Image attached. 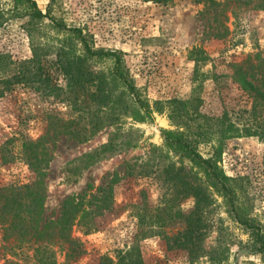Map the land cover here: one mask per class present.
Returning <instances> with one entry per match:
<instances>
[{"label": "rangeland", "instance_id": "obj_1", "mask_svg": "<svg viewBox=\"0 0 264 264\" xmlns=\"http://www.w3.org/2000/svg\"><path fill=\"white\" fill-rule=\"evenodd\" d=\"M35 1L50 16L32 32L25 26L26 19H9L0 26V56H4L0 66V186L35 180L37 173L24 157L22 143L37 141L46 133L44 222L60 217L68 196L99 195L101 188L109 195V206L94 216L93 232L84 233L76 225L72 228L84 252L67 261L57 248V264H118L131 246L144 264H264V253L255 251L251 233L233 217L228 198L213 188L203 214L204 234L194 248L175 244L174 237L185 229L184 220L177 218L150 229V217L158 208L162 212L167 208L163 170L175 163L188 174L198 171L189 157L165 145V131L177 130L171 110L183 101L191 111L192 126L181 130L194 134L199 123L210 119L219 129L234 127L222 139L220 133L197 138V150L205 157L219 150L218 166L232 179L229 183L236 188L240 213L264 231V107L233 79V64L264 52V8L248 4L235 6V14L231 7L225 14H215L201 0ZM12 6V0H0L5 17ZM51 18L82 28L94 49L119 51L150 113L143 110L145 105H138L122 116L124 129L106 124L91 140H75L76 122L85 121L86 114L82 103L66 99L69 80L58 67L56 51L59 47L70 51L72 46V53L78 55L83 47L70 41L62 46L66 33ZM33 58V71L42 68L51 82L36 79L8 88L5 80L20 62ZM113 64V58L104 55L87 59L88 69L111 93L110 103L126 94L114 79ZM94 103L98 108L101 99ZM117 134L115 150L82 162L84 154ZM174 204L176 211L188 215L196 199L180 196ZM221 249L225 257L219 260Z\"/></svg>", "mask_w": 264, "mask_h": 264}, {"label": "trees", "instance_id": "obj_2", "mask_svg": "<svg viewBox=\"0 0 264 264\" xmlns=\"http://www.w3.org/2000/svg\"><path fill=\"white\" fill-rule=\"evenodd\" d=\"M201 1L215 14H225V11L230 7L235 14V6L248 4H253V7L257 9L264 8V0ZM12 2L13 6L7 17L0 9V26L9 19H26L25 26L29 32H32L34 27L37 28L41 24L40 21L50 16L48 12H44L39 7L35 0H12ZM233 3L235 5L231 6ZM228 18L226 15V19ZM51 21L66 33V37L61 40L62 46L70 41L74 44L81 43L83 47V53L78 55L72 53V46L69 47L70 51L64 47H59L56 51L58 67L69 80L66 99L72 100L77 105L82 103V112L86 114L85 121L76 122L77 126L72 137L80 143L87 142L106 124L112 125L115 130L124 129L121 121L122 116L131 114L134 107H138V105L144 108L145 103L139 88L125 68L121 53L94 49L91 39L82 28L70 27L52 18ZM102 55L113 58L114 79L124 87V92H126L112 103L109 102L111 93L103 86L104 82L100 79L96 80V75H93L87 67L89 57ZM3 57L0 56V66ZM35 61L36 58L20 62L17 71L5 80L8 88L11 89L15 83H28L32 80L36 81V79L40 83H45V79L51 82L49 74L45 73L42 68L36 73L33 71ZM10 63L13 62L10 60ZM233 68V79L240 84L248 96L264 107V52L248 56L244 61L233 64ZM51 86L55 85L51 83ZM92 86H95L96 90ZM1 92L3 93V90L0 91V95ZM124 95L128 96V100H124ZM98 98L101 99V103L95 109L94 102ZM85 102L88 104L86 105ZM177 102V107L171 110V117L176 121L177 130L165 131V145L176 154L189 157L196 163L198 171L188 174L182 167H176L175 163L163 170L161 177H164V181L168 184L164 196V206L167 208L163 212L162 207L156 208L157 212L150 217L152 221L150 229H154L151 226L161 228L165 223L173 222L177 218L184 220L185 229L174 237L175 244L183 248H194L200 236L204 234L202 231L203 214L205 208L209 207L211 203L210 193L212 190L210 192V189L213 188L228 198L233 217L251 233L255 251L264 253V231L254 219L240 213L236 205V188L229 183L232 179L224 174L218 166L219 150L216 149L214 154L205 157L198 152L196 146L197 138L202 140L210 138L212 134L219 135L220 133L219 136L222 139L226 132H233L234 127L224 126L219 129L216 126L218 124L210 119L204 124L199 123L196 131H192L194 134H190L181 128L191 129V111L187 109V104L185 107V102ZM143 110L150 113L147 107L146 110ZM210 128H214L215 131L210 133ZM204 130L205 132H203ZM117 136L118 134L110 136L107 143L84 154L82 162L86 160L89 162V159L102 156L104 152L115 150L119 146L116 141ZM46 140L47 134L45 133L37 141L26 139L22 143L25 150L24 157L29 166L37 173L35 180L24 184L10 183L0 186V264H57L59 249L64 252L67 261L76 260L84 252V249L79 239L72 236V228L76 225L84 233L93 232L95 214L104 211L109 206V195L104 192V188L99 189L101 192L99 195L94 193L90 196L86 193L74 194L65 199L59 218L44 222L43 211L46 197L42 176L46 171L42 165L48 154L44 144ZM180 196L195 197L196 207L191 214L185 215L182 211L175 210L174 202ZM169 204L172 207L169 208ZM135 250L136 247L131 246L123 253L118 264H144ZM224 257L225 251L221 249L217 258L222 260Z\"/></svg>", "mask_w": 264, "mask_h": 264}]
</instances>
